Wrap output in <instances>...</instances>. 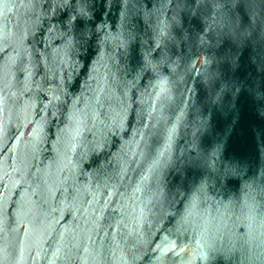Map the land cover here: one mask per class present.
<instances>
[{
  "label": "water",
  "instance_id": "95a60500",
  "mask_svg": "<svg viewBox=\"0 0 264 264\" xmlns=\"http://www.w3.org/2000/svg\"><path fill=\"white\" fill-rule=\"evenodd\" d=\"M47 9L0 0V264H264V0H144L127 49Z\"/></svg>",
  "mask_w": 264,
  "mask_h": 264
},
{
  "label": "snow or ice",
  "instance_id": "6c2138e0",
  "mask_svg": "<svg viewBox=\"0 0 264 264\" xmlns=\"http://www.w3.org/2000/svg\"><path fill=\"white\" fill-rule=\"evenodd\" d=\"M48 4V9L46 15L57 16V14L64 10V16L58 17L59 24L52 25L49 31H58L61 38L64 41L65 48H75L77 46L90 45L92 41L97 40L100 43H107L113 41L116 43L117 47H123L127 49L128 42L134 38L132 33H127L125 35L123 28L128 22L130 16L139 15L144 4V0H101V11L105 6L111 8L114 4L122 5L121 20L120 25L121 30L113 34L109 31V25L107 21H100V12H96L93 16L94 11V0H46ZM171 3L172 0H169ZM151 12H145V17L150 16ZM167 26L165 25L164 28ZM161 28L159 30V39L162 41L164 39H170V35ZM103 34V39L100 40V35ZM159 47V45H158ZM4 50L0 49V53ZM151 68L152 70H157V66L152 63L147 57H145V62L142 67L143 70ZM70 79V77H68ZM57 91L60 95H53L51 100H49V105L55 107V102L59 101L61 104L66 103V101L61 100V96L65 95L63 84L57 86ZM69 99L71 96L69 94ZM78 103V99L71 100V107L74 109L75 105ZM115 127L117 130L123 127L122 124L114 125L109 127V132L112 133V128ZM145 127H148L145 125ZM172 133L175 131V126L170 130ZM115 134V133H112ZM137 134H140L139 131ZM171 136H169V144H166L164 149L158 151L156 155L151 159L149 165V171L156 172L157 170L167 167L171 164L169 153ZM108 148L107 138L102 137L96 142L91 151L96 153V157L93 163L98 165V170H105L111 166L112 160L109 158L112 156L111 153L106 152ZM119 154L117 153V156ZM103 161V162H101ZM164 243V242H162ZM159 248L160 245H157Z\"/></svg>",
  "mask_w": 264,
  "mask_h": 264
}]
</instances>
